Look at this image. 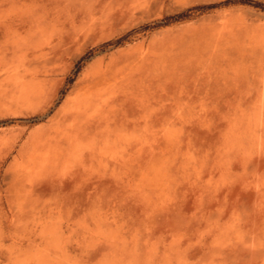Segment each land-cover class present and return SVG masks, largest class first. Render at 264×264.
Returning a JSON list of instances; mask_svg holds the SVG:
<instances>
[{
  "label": "rangeland",
  "instance_id": "1",
  "mask_svg": "<svg viewBox=\"0 0 264 264\" xmlns=\"http://www.w3.org/2000/svg\"><path fill=\"white\" fill-rule=\"evenodd\" d=\"M0 264H264V0H0Z\"/></svg>",
  "mask_w": 264,
  "mask_h": 264
}]
</instances>
